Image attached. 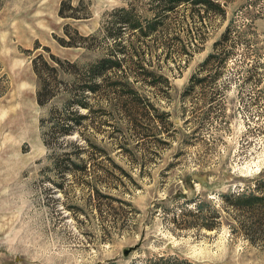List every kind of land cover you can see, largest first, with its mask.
Returning <instances> with one entry per match:
<instances>
[{"label":"rangeland","instance_id":"1","mask_svg":"<svg viewBox=\"0 0 264 264\" xmlns=\"http://www.w3.org/2000/svg\"><path fill=\"white\" fill-rule=\"evenodd\" d=\"M219 1L0 0V264H264L223 196L264 190V0ZM119 32L140 64L84 93Z\"/></svg>","mask_w":264,"mask_h":264},{"label":"trees","instance_id":"2","mask_svg":"<svg viewBox=\"0 0 264 264\" xmlns=\"http://www.w3.org/2000/svg\"><path fill=\"white\" fill-rule=\"evenodd\" d=\"M161 2H163L164 4V13L165 15L168 14L169 11H174L175 7H177L180 4L183 3H191L192 5H196V4H202V5H206V6H212V7H216L220 10L223 11V9L221 8V2L219 0H160ZM192 14L195 15L194 12H192ZM198 14H200L198 12ZM163 21L166 20V17L162 19ZM158 22L156 21L155 23H153L151 26H149L147 29H149V31H151L152 29L158 28L159 25L157 24ZM128 24L130 25V28H143V25H139L138 23H134L128 20ZM123 26V25H120ZM122 34H124L123 32H119V34H117L115 42L113 43V48L110 49V51L105 54V57H101L100 60H98L94 65H92L89 69L88 72H97V76L94 78H98L99 76L101 77V79L99 81H94V79H92L91 81H85L83 80V82H85L86 86L84 87V93L85 92H98V88L101 87L102 82L104 80H106L108 78V75L112 72H119L122 71L123 73L125 72L126 76H127V68L130 70L133 67H138V65L140 64L139 60L134 59V54H132V52L130 51V46L124 45L123 42L121 40L122 38ZM229 36V30H227L226 32L223 33V38L216 41L215 45H214V50L207 56V58L205 59V63L206 65L211 63L212 61L221 60V56H224L225 54H227V52L224 50V40H227ZM120 39V40H119ZM192 44V43H191ZM170 48V47H169ZM172 48V47H171ZM175 50V47H173ZM185 49V47H184ZM136 56V55H135ZM142 61V59H141ZM35 70L37 71V73L40 76V73L38 72V68H37V64L35 62ZM142 78L139 77V75H137L135 78L136 80H146L148 81L149 84L153 85V84H157L160 82V80L162 79H166L168 81L167 77H163V75H157L154 72H149L147 71V73H142L141 74ZM218 76V75H216ZM99 79V78H98ZM45 80V85L48 87V82ZM43 80V81H44ZM200 82L207 80V77L204 78H200L198 79ZM196 74H194L191 79H190V83L188 85V89L187 91H190L189 94H192L193 92H191V88L195 87V83H196ZM118 87H122L124 83H117ZM45 86V87H46ZM42 95L43 93L39 90L38 92V96H39V102L43 103V99H42ZM74 98V94L70 97V99ZM75 101V100H74ZM77 105L78 106H83V107H87V103L80 101H77ZM69 106H67V108H65V110L68 111L69 116L71 114H74L76 111H73V109L71 110V108H68ZM71 110V111H70ZM69 116H65L64 120V125H63V130L64 132L67 134H69L77 125L81 124V121L78 119H69ZM83 118V117H82ZM59 121H54L52 123V125H54L55 127L58 126ZM226 199V201H228L230 198H232L235 202H233V205L237 208H244V207H248L249 209H257L258 212H260L262 214V218H260L263 221L264 224V190L262 189H253L249 194L245 193V192H237V193H233V194H229V195H223ZM196 210L198 211V213H194L195 216L200 214L199 212L203 211L202 205L198 204V206H195ZM214 212L216 213V216H218V212L217 209H214ZM208 227H212V225H208ZM213 228V227H212ZM155 264H161L159 262L155 263ZM172 264H190L187 262H175Z\"/></svg>","mask_w":264,"mask_h":264},{"label":"water","instance_id":"3","mask_svg":"<svg viewBox=\"0 0 264 264\" xmlns=\"http://www.w3.org/2000/svg\"><path fill=\"white\" fill-rule=\"evenodd\" d=\"M130 251H131V248H129V249H125L124 254H125V255H128Z\"/></svg>","mask_w":264,"mask_h":264}]
</instances>
